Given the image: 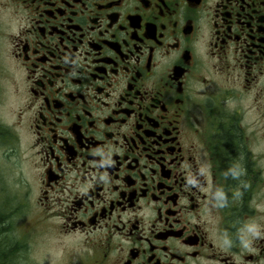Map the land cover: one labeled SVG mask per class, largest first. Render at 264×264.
<instances>
[{"label": "flooded vegetation", "instance_id": "1", "mask_svg": "<svg viewBox=\"0 0 264 264\" xmlns=\"http://www.w3.org/2000/svg\"><path fill=\"white\" fill-rule=\"evenodd\" d=\"M0 75L25 235L70 264H264V0H0Z\"/></svg>", "mask_w": 264, "mask_h": 264}, {"label": "rangeland", "instance_id": "2", "mask_svg": "<svg viewBox=\"0 0 264 264\" xmlns=\"http://www.w3.org/2000/svg\"><path fill=\"white\" fill-rule=\"evenodd\" d=\"M13 109L10 80L8 76L0 75V120L9 121ZM4 151L6 148L0 147V217L6 219L4 226L0 221V251L9 256V264H70L71 255L66 252V246L70 245L72 240L60 241L62 238L55 237L57 235L24 234L32 221L28 219L27 206L21 209L17 219L9 222V211L12 210L10 207L20 205L19 200L23 198L25 188L34 189L35 171L24 163L20 175L9 164L10 160L3 159ZM20 177L25 183H19Z\"/></svg>", "mask_w": 264, "mask_h": 264}, {"label": "trees", "instance_id": "3", "mask_svg": "<svg viewBox=\"0 0 264 264\" xmlns=\"http://www.w3.org/2000/svg\"><path fill=\"white\" fill-rule=\"evenodd\" d=\"M4 253L2 252V250L0 251V264H9L10 261L7 260V258L9 257L7 254L3 255Z\"/></svg>", "mask_w": 264, "mask_h": 264}]
</instances>
